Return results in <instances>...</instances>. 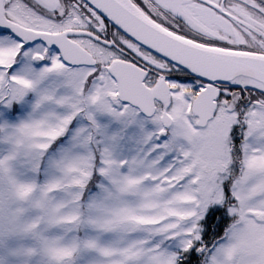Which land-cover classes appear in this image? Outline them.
<instances>
[{"label": "snow or ice", "instance_id": "snow-or-ice-1", "mask_svg": "<svg viewBox=\"0 0 264 264\" xmlns=\"http://www.w3.org/2000/svg\"><path fill=\"white\" fill-rule=\"evenodd\" d=\"M0 264H264V0H0Z\"/></svg>", "mask_w": 264, "mask_h": 264}]
</instances>
